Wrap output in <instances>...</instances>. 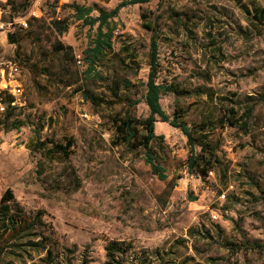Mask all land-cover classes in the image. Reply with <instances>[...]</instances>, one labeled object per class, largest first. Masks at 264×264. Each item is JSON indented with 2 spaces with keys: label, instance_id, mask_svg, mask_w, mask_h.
Returning <instances> with one entry per match:
<instances>
[{
  "label": "rangeland",
  "instance_id": "obj_1",
  "mask_svg": "<svg viewBox=\"0 0 264 264\" xmlns=\"http://www.w3.org/2000/svg\"><path fill=\"white\" fill-rule=\"evenodd\" d=\"M119 3L0 0V21L28 25L0 32V62L20 65L10 84L24 89L14 130L5 131L0 113V210L21 222L14 231L0 225V264H111L112 243L124 250L112 264H264V0H152L121 9L113 51L96 66L103 79L89 77L85 54L98 24L78 21L72 6L98 17ZM146 25L158 33L157 83L191 92L162 95V108L170 116L186 110L182 120L195 130L214 127L203 135L218 163L206 176L190 172L187 137L167 123L155 124L164 138L152 142L165 180L145 162V148L118 138L115 117L150 115ZM88 94L109 104L95 106ZM135 100L142 102L130 108ZM38 136L71 140L70 155L40 147ZM8 191L14 199L4 204Z\"/></svg>",
  "mask_w": 264,
  "mask_h": 264
},
{
  "label": "trees",
  "instance_id": "obj_2",
  "mask_svg": "<svg viewBox=\"0 0 264 264\" xmlns=\"http://www.w3.org/2000/svg\"><path fill=\"white\" fill-rule=\"evenodd\" d=\"M152 0H120L118 6L114 8L111 12L107 13V11H101L98 17H93V8L91 7H83V6H72L74 11L76 12V19L78 21H82L84 25H89L91 29H93L97 24V35L91 41V47H89L86 51V59L89 62V69L86 71V75L89 77H95L98 79H103L98 72H96L97 64L106 58L108 53L113 51L112 39L114 38V33L116 26L113 25L112 20L115 19L121 9H125L129 6L135 5H144L148 4ZM161 3L164 0H158ZM145 18V17H144ZM57 28L61 33L67 31V26H61V23L55 22ZM146 28L152 32L151 41V56H150V65L151 69L149 72L148 83H147V91L144 97V100L148 104L147 106L150 109V115L148 118L144 120H139L136 117L127 114L124 118L121 116L115 117L112 122L116 126L117 132L119 134L118 138L120 143H124L128 146L133 147V149H139L141 147L146 149L145 153V162L152 167V173L157 176L160 180L167 179L166 169L157 163L154 152L152 150V142L155 140H162L163 136H158L155 131V124L157 122L167 123L169 126L181 130L185 136L187 137L188 144L191 148V155L189 156V170L190 172L197 171L201 176H206L209 171L214 169L216 163H218L217 158L214 156L215 154L211 151H208L207 144L205 143L206 137L203 135L204 133L210 132L214 130V127L209 123H200L199 125L191 128L186 125V123L182 120L184 117H187V111L181 108H178L173 116H170L168 113L164 111L161 104V96L162 95H174L177 97H189L191 92L187 91V89L182 88L179 85L175 84H158L157 83V72L159 69V45H158V33L155 28H152L149 25H146ZM133 86L131 82H125V89H129ZM113 97L121 100L119 96V88L115 87L112 89ZM88 101H91L93 105L99 106L102 103L109 104L103 99H99L97 97L86 96ZM15 99L12 97L6 98L4 102L7 104L13 102ZM141 100H135L129 102V107L132 108L135 105L141 104ZM17 107H13L9 104L7 113L3 117L4 119V127L6 132H10L16 128L17 120H14L15 110ZM238 121L231 120L229 123L230 126L238 128ZM246 127L247 124L245 123ZM240 128H243L241 126ZM37 133L40 134L38 131ZM38 141L40 142V138L38 136ZM48 144L53 146L55 152L61 155H66L67 157L70 155V149H72L73 144L71 140H69L66 144L57 143L55 140L50 139L46 142H40L39 146L45 148ZM200 147L202 153L197 152V147ZM14 199V196L10 191L6 193L3 197L2 202L7 204V202ZM9 209L6 206L2 207L0 210V225H4L8 229H19L21 227V222L15 217L8 216ZM35 222H31L26 226V230L34 229ZM1 231V229H0ZM30 245L40 246L39 243L29 242ZM45 250V249H44ZM107 254L109 257V263H115L116 257L115 254L118 252L123 255L124 250L120 248V245L117 243H112L107 246ZM47 257L53 256L52 250L46 249Z\"/></svg>",
  "mask_w": 264,
  "mask_h": 264
},
{
  "label": "built area",
  "instance_id": "obj_3",
  "mask_svg": "<svg viewBox=\"0 0 264 264\" xmlns=\"http://www.w3.org/2000/svg\"><path fill=\"white\" fill-rule=\"evenodd\" d=\"M35 17H39L38 14H33ZM16 26L27 28V22L24 18L12 19L11 21H0V32L13 33ZM78 63L82 64V61L78 59ZM21 75V67L14 61L0 62V113H7L9 104L13 107L17 106L19 97L24 94L23 84H10L12 81H18L17 78ZM9 97L15 100L11 103H5L4 100ZM89 118L88 113L83 114ZM1 195V193H0ZM223 199L226 195L223 194Z\"/></svg>",
  "mask_w": 264,
  "mask_h": 264
}]
</instances>
